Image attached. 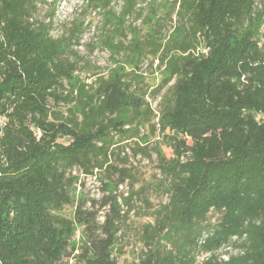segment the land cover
I'll list each match as a JSON object with an SVG mask.
<instances>
[{"label": "trees", "instance_id": "trees-1", "mask_svg": "<svg viewBox=\"0 0 264 264\" xmlns=\"http://www.w3.org/2000/svg\"><path fill=\"white\" fill-rule=\"evenodd\" d=\"M36 1L0 0V264H117L113 246L123 214L116 198L107 192L74 205L72 171L103 172L105 190L129 176L114 165L120 143L138 135L124 129L128 73L116 69L79 83L72 97L65 83L75 79L76 62L64 55L62 38L33 17ZM121 1L122 15L136 4ZM254 11L255 0L180 2L188 26L167 42L164 54L177 55L156 90L173 80L157 115L162 130L173 133V157L158 155L169 178L160 220L181 243L149 247L136 264H264V48L240 29ZM199 34L205 53L196 55L190 50ZM135 105L149 121L148 105ZM60 133L67 144L57 141ZM66 205H74L72 218L57 213ZM211 210L220 212L212 224ZM76 225L80 245L72 242Z\"/></svg>", "mask_w": 264, "mask_h": 264}, {"label": "rangeland", "instance_id": "rangeland-1", "mask_svg": "<svg viewBox=\"0 0 264 264\" xmlns=\"http://www.w3.org/2000/svg\"><path fill=\"white\" fill-rule=\"evenodd\" d=\"M107 1L103 6L100 0H37L33 17L53 38H62L64 55L76 62L75 79L65 83V90L72 97L77 94L79 83L89 84L116 69L128 73L126 80L130 83L131 99L124 113V129L136 128L138 135L120 143L119 157L114 165L127 169L129 176L117 188L111 184L105 190L103 172L95 170L92 175H84L73 170L72 195L74 205L82 198L98 200L107 192L116 198L123 217L116 225L113 254L117 264H136L149 247L172 248L181 243L165 221L164 229H161L163 222L160 220L164 218L162 207L168 201L169 178L162 173L158 155L165 159L173 157L169 142L173 133L168 128L162 130L157 115L160 103L170 93L173 80L156 88L166 76L167 60L177 55L176 50L164 54L166 44L172 37L183 34L184 31L176 29L187 28L188 18L178 15L181 0H136L133 10L126 15H122L121 0ZM240 29L248 30L264 48V0H255L254 17L245 20ZM198 36V44L190 50L196 55L205 53L203 36ZM130 41L135 44L134 50ZM132 59L136 65L130 64ZM138 101L145 102L152 111L149 121L142 109L133 111ZM57 111L61 117L68 115L65 106H60ZM3 126L4 121L0 118V127ZM57 141L67 144L69 139L60 133ZM126 204L131 208L128 209ZM74 205H66L57 213L72 218ZM9 211L10 217H14L13 208ZM102 214L100 211L99 220H102ZM219 217L220 212L211 210L206 221L212 224ZM72 242L75 245L82 242L78 225ZM207 255L198 254L199 259Z\"/></svg>", "mask_w": 264, "mask_h": 264}, {"label": "built area", "instance_id": "built-area-1", "mask_svg": "<svg viewBox=\"0 0 264 264\" xmlns=\"http://www.w3.org/2000/svg\"><path fill=\"white\" fill-rule=\"evenodd\" d=\"M223 258H225V259H226V256H224Z\"/></svg>", "mask_w": 264, "mask_h": 264}]
</instances>
